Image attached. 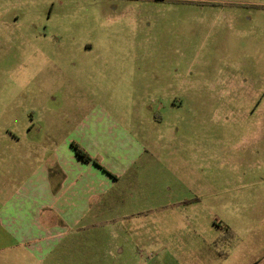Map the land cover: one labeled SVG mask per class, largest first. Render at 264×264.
<instances>
[{"label":"rangeland","instance_id":"rangeland-1","mask_svg":"<svg viewBox=\"0 0 264 264\" xmlns=\"http://www.w3.org/2000/svg\"><path fill=\"white\" fill-rule=\"evenodd\" d=\"M227 1L0 0V207L95 108L144 148L53 264H264V8Z\"/></svg>","mask_w":264,"mask_h":264},{"label":"crops","instance_id":"crops-1","mask_svg":"<svg viewBox=\"0 0 264 264\" xmlns=\"http://www.w3.org/2000/svg\"><path fill=\"white\" fill-rule=\"evenodd\" d=\"M226 3L264 8V0ZM67 124L65 134L54 138L49 148L41 146L32 153L38 165L0 207L4 248L21 247L39 263L53 254L51 263H57L64 251L80 249L79 237L102 221L104 199L116 193L120 179L144 151L131 130L104 110L95 108ZM73 143L93 161L79 158Z\"/></svg>","mask_w":264,"mask_h":264},{"label":"trees","instance_id":"trees-1","mask_svg":"<svg viewBox=\"0 0 264 264\" xmlns=\"http://www.w3.org/2000/svg\"><path fill=\"white\" fill-rule=\"evenodd\" d=\"M73 147L76 150V153L79 158H81L84 162L90 163L93 161L92 157L84 148H82L79 144L73 143Z\"/></svg>","mask_w":264,"mask_h":264}]
</instances>
